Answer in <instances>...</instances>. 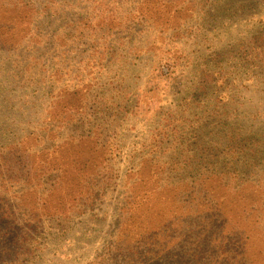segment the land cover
I'll return each instance as SVG.
<instances>
[{
	"label": "trees",
	"instance_id": "1",
	"mask_svg": "<svg viewBox=\"0 0 264 264\" xmlns=\"http://www.w3.org/2000/svg\"><path fill=\"white\" fill-rule=\"evenodd\" d=\"M0 66V264H264V0H0Z\"/></svg>",
	"mask_w": 264,
	"mask_h": 264
},
{
	"label": "rangeland",
	"instance_id": "2",
	"mask_svg": "<svg viewBox=\"0 0 264 264\" xmlns=\"http://www.w3.org/2000/svg\"><path fill=\"white\" fill-rule=\"evenodd\" d=\"M6 73L7 66H0L2 80L9 79ZM0 82L3 81L0 80ZM4 83H7V86L5 89L3 86L0 89V130L11 126V103L20 104L14 100L22 97L13 92L12 85L8 80ZM16 91L20 90L16 89ZM98 216L104 221L93 222L89 216L85 217L78 228L65 237L66 242H51L48 250L40 256L43 257L42 262L37 264H86L101 247L103 238L115 218L114 211L111 209H104L98 213ZM58 244H61V250L56 246ZM59 255H63V258H60Z\"/></svg>",
	"mask_w": 264,
	"mask_h": 264
}]
</instances>
